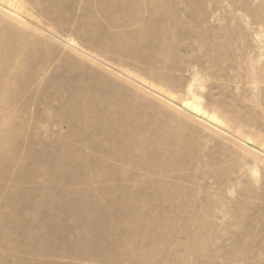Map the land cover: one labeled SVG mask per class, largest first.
I'll return each instance as SVG.
<instances>
[{"label":"rangeland","instance_id":"obj_1","mask_svg":"<svg viewBox=\"0 0 264 264\" xmlns=\"http://www.w3.org/2000/svg\"><path fill=\"white\" fill-rule=\"evenodd\" d=\"M0 264H264V0H0Z\"/></svg>","mask_w":264,"mask_h":264},{"label":"bare ground","instance_id":"obj_2","mask_svg":"<svg viewBox=\"0 0 264 264\" xmlns=\"http://www.w3.org/2000/svg\"><path fill=\"white\" fill-rule=\"evenodd\" d=\"M162 95V94H161ZM138 119V118H137ZM143 129V128H142Z\"/></svg>","mask_w":264,"mask_h":264}]
</instances>
